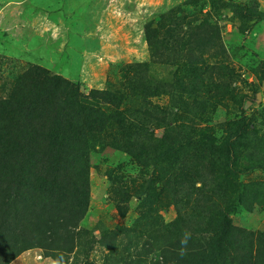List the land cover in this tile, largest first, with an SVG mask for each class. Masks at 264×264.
<instances>
[{"label": "rangeland", "instance_id": "rangeland-1", "mask_svg": "<svg viewBox=\"0 0 264 264\" xmlns=\"http://www.w3.org/2000/svg\"><path fill=\"white\" fill-rule=\"evenodd\" d=\"M108 90L121 122L70 110L69 142H89L62 158V113ZM99 106L108 119L113 106ZM144 114L137 138L128 126ZM78 191L87 209L73 250L43 248L44 225H62ZM10 210L30 232L6 264H154L159 224L174 222L179 240L222 216L246 234L234 246L253 259L239 264H262L264 0H0V217Z\"/></svg>", "mask_w": 264, "mask_h": 264}, {"label": "trees", "instance_id": "trees-1", "mask_svg": "<svg viewBox=\"0 0 264 264\" xmlns=\"http://www.w3.org/2000/svg\"><path fill=\"white\" fill-rule=\"evenodd\" d=\"M148 31V30H147ZM148 34V32H147ZM147 39H151L154 35H146ZM152 40V39H151ZM167 43V42H166ZM166 43L164 41H158V40H152L153 48L157 49L158 46L165 47ZM156 44V46H154ZM144 70H141L143 72ZM145 72V71H144ZM131 80L130 89H135L137 86L136 81ZM116 90V89H115ZM113 90L103 91V92H94L97 98L92 99V102L87 101L84 97L76 98L73 102V106L75 108H78L80 110L75 109H68L67 112L62 113V116L60 117V121L63 123V127H59V131L57 132V135H59V142L57 143L58 149V155L62 154V158H65L66 160H69L72 158L71 151H76L75 149H83L85 148V145L87 142H89L88 135L84 137H80L76 142L79 143H71L70 135L71 134L68 130V125H71L70 119L67 117L70 114V110L75 111L76 113H80L82 110L86 111L83 118L84 120H88L91 117H95L94 120L99 126H103L107 124L108 120H111L113 122V118L115 122H121L123 119V113L118 109L117 106V99L119 98L117 93L111 92ZM246 98V97H245ZM107 103L113 106V112L114 114H109L108 119L104 112L100 109V103ZM88 113V114H87ZM67 115V116H66ZM65 116V117H64ZM70 116V115H69ZM133 116H137V113L135 112ZM152 115H146L144 114L141 117H134L132 118V121H130V125L128 128L132 129V132H137V124L138 120H143L144 117L150 118ZM155 116V115H154ZM154 118V117H153ZM107 119V121H106ZM167 117H155L154 121L160 126L159 128H166L163 126H167L166 123ZM106 122V123H105ZM244 131L243 127L241 128ZM179 133L183 135H187V132L185 130L179 131ZM136 137L139 138V133H135ZM181 137L182 135L179 134ZM169 137V136H167ZM178 138L173 137L170 140H178ZM169 140V141H170ZM129 146V145H128ZM130 147V146H129ZM137 147V145H136ZM135 146H131L129 149V154H134V156H139V150H136ZM68 152H67V151ZM78 152V151H76ZM78 154H81L80 152ZM84 157L85 154L83 155ZM161 158V155H160ZM52 162V161H51ZM64 166L63 161H61V167ZM227 167V166H226ZM55 168V165L51 166V169ZM59 169V170H60ZM228 171V168L227 170ZM39 180V184H42V180ZM241 184V183H239ZM58 191H45L42 193L41 197H46L48 195L49 202H55L56 199L60 200L61 197L57 194H54ZM86 191H78V195L70 201V207L71 210L66 215L63 216V218L60 220L62 221V225L55 227L51 223H46L44 225L45 227V238H46V244L43 245V248H48V246H51L50 248L53 250L60 249L62 252H71L73 250L74 242L73 237L76 236L75 229L77 227V223L82 217L84 216L86 209H87V195ZM47 194V195H46ZM136 194H145V193H136ZM115 200L119 203L116 205L117 212L120 216H123L124 210L123 206L120 200V197L115 195ZM143 201H148L147 197L143 198ZM240 202V201H239ZM25 205H27L24 202ZM68 204V203H67ZM29 206H33L35 209V206L31 203L28 204ZM27 205V206H28ZM28 208V207H27ZM40 210L37 211V214H40V212L43 210V208L39 207ZM77 208V211H76ZM35 214V213H34ZM224 217V218H223ZM222 222L219 223L218 227H210L209 225L205 227L199 228L197 231V235H189L187 239V244H182V240L185 239V236L183 239L175 240L173 238V234L179 233V229L177 226H175L174 222L167 223V224H159V230L160 232H163V236L166 238V243L163 248L155 249L153 243H148L147 247L150 251H153L151 248H153L157 254L156 259L154 261V264H169L170 261H176L178 260L179 263L176 264H235L238 262V264L248 258V260L253 259L251 256L252 253H249L243 250V246L235 248L234 245H237L241 243V241L246 240V234L243 232L241 234V231L239 229H236L232 227V224L229 223L227 218L225 216H222ZM55 223V222H52ZM0 224L3 228V233L0 234V264H6L10 260H12L21 250L24 248V243L21 242V240H24L25 233L30 232L29 228L25 223H23V219L19 215H15L13 211L10 210L7 215H1L0 217ZM51 224V225H50ZM44 228L38 227L37 230L34 231H41ZM43 233V231H42ZM187 232L183 231V234ZM207 235V236H203ZM47 239L49 241H47ZM70 239V241H69ZM231 239H234V242H231ZM260 239L258 240V242ZM248 244H251V240H247ZM240 248V249H238ZM238 249V252L236 253V256L234 257L232 255V250ZM244 251V252H242ZM154 252V251H153ZM244 254V257H242L241 254ZM145 257V254L142 255ZM258 258V256H256ZM1 258L3 260H1ZM143 262H145L143 260ZM262 264H264V260L261 261Z\"/></svg>", "mask_w": 264, "mask_h": 264}, {"label": "clouds", "instance_id": "clouds-1", "mask_svg": "<svg viewBox=\"0 0 264 264\" xmlns=\"http://www.w3.org/2000/svg\"><path fill=\"white\" fill-rule=\"evenodd\" d=\"M187 239H188V234H186V236H185V239L184 240H182V244H187ZM56 264H63V258L61 257L60 259H58L57 261H56Z\"/></svg>", "mask_w": 264, "mask_h": 264}]
</instances>
